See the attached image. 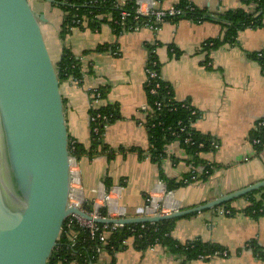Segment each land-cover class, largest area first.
I'll list each match as a JSON object with an SVG mask.
<instances>
[{
    "label": "crops",
    "instance_id": "crops-1",
    "mask_svg": "<svg viewBox=\"0 0 264 264\" xmlns=\"http://www.w3.org/2000/svg\"><path fill=\"white\" fill-rule=\"evenodd\" d=\"M190 1L214 17L244 7L243 0ZM31 2L37 12L49 11L43 32L55 62H60L63 49L68 48L80 58L86 76L82 86L70 81L61 84L71 140L86 150L91 147V97L87 88L107 86L109 93L101 105L112 106L118 113L117 121L105 129L102 139L115 154L114 159L109 161L107 154L93 159L85 155L78 162L87 202L100 197L102 185L109 191L108 180L111 191L122 188L114 198L126 219L142 218L152 194L173 210H188L264 181V148L258 154L250 141L257 122L264 118V73L251 56L264 51V22L256 29L241 31L236 44L213 51L205 50L203 45L223 37L224 30L216 21L168 20L158 30L143 26L120 35L109 25L93 30L84 23L62 41L61 11L40 0ZM154 2L117 0V5L123 8L134 3L145 9ZM176 3L167 0L154 8L167 9ZM255 7L251 4L246 8L253 12ZM152 57L160 65L164 82L173 88L174 99L189 103L199 112L194 129L215 143L213 150L201 154L205 166L211 167L209 178L171 191L169 183H179L190 173L191 157L177 141L165 145L160 163L150 157L145 125L148 113L144 107L148 103L146 68ZM203 170L200 167L198 173ZM162 182L164 189L159 185ZM246 196L226 203V207L224 204L177 219L171 234L181 244L199 239L222 246L229 254L227 258L186 262L185 257L172 254L166 246L141 251L128 239L115 253L116 264H264V214L247 212L251 202ZM255 198L263 199L261 194ZM227 209L232 214H220ZM112 260L105 250L98 264H111Z\"/></svg>",
    "mask_w": 264,
    "mask_h": 264
},
{
    "label": "water",
    "instance_id": "water-1",
    "mask_svg": "<svg viewBox=\"0 0 264 264\" xmlns=\"http://www.w3.org/2000/svg\"><path fill=\"white\" fill-rule=\"evenodd\" d=\"M32 0H0V264H49L70 205L72 141L58 63ZM53 4L54 0H40ZM264 188V181L188 210L99 224L160 223L212 210Z\"/></svg>",
    "mask_w": 264,
    "mask_h": 264
},
{
    "label": "trees",
    "instance_id": "trees-1",
    "mask_svg": "<svg viewBox=\"0 0 264 264\" xmlns=\"http://www.w3.org/2000/svg\"><path fill=\"white\" fill-rule=\"evenodd\" d=\"M163 4L167 0H156ZM191 3L190 0H179L176 8L182 11V15L175 16L169 21L177 22L182 19L190 20L195 23H203L206 21H216L221 24L224 32L221 39L211 40L206 43L208 45L203 46L207 51H213L221 46L228 44L234 45L237 42L238 35L241 31L246 29H256L261 27L264 22V0H243V8L236 10H229L219 14L217 17L212 16L205 10H200L193 6V11L187 9ZM254 4L255 10L250 12L246 7ZM53 7L61 11L63 15V22L60 26V38L65 41L66 37L70 35L71 31L75 28L82 27L84 23L93 30H98L104 24L109 25L117 35L122 34L124 31L119 26V21L123 12L131 14V17L125 20V31H132L136 28L145 26L151 19L148 17H140L138 21L134 20L136 5L129 3L127 6L121 8L117 5V0H54ZM117 22V23H116ZM212 44L213 46H209ZM256 59L264 73V51L260 53H254L251 55ZM153 58V57H152ZM150 62H154V58ZM156 62V61H155ZM59 79L60 83L63 84L68 82L71 77L80 79L83 75V67L76 55H74L68 48H64L62 57L58 63ZM158 71L160 72V65L158 64ZM162 87L157 95L150 94L149 87L146 86L147 101L152 110L155 111V102L159 101L162 103L164 109L159 114L154 113L151 118L147 120V128L149 130V141L151 144L150 157L156 163H160L164 156L163 149L166 144L176 141L175 137L171 135L172 132L177 131V125L179 122L184 124L195 123L200 117H192L191 112L182 108V103L177 102L174 99L173 88L162 81ZM101 93V99L105 100L109 88L107 86L98 88ZM170 94V95H168ZM97 113L102 114H113L111 119L112 123H115L118 119L117 110L112 106H102L99 110L90 109L89 115H96ZM264 122V118L261 119ZM91 124V123H90ZM91 126V147L86 150L82 144L77 141H72V154L73 157L80 161V159L87 155L93 159L97 155L107 154L110 160H113L115 154L109 151V147L103 143V135L105 132L104 126L98 124L99 132L95 134L93 132V124ZM151 126H154L153 128ZM192 135L197 143H203V148L198 146H187L181 141V145L185 148L188 155L191 157L189 164L198 172L200 167L204 170L199 175L198 181H206L212 174L211 167L204 164L201 159V154L213 150L215 144L212 142L209 136H203L199 134L195 129L192 131ZM254 140H260L259 144L253 145L255 150L260 154L264 148V127L253 129L250 134V141L253 143ZM185 178H191V175H187ZM110 184L106 181V188L110 190ZM179 186H186L183 182H171L168 184V190H174ZM257 194L262 195V200L257 201L255 196ZM251 202V206L247 209V212L254 216L264 214V206L262 202L264 200V189L251 193L246 196ZM87 202L86 207H88ZM228 204L224 205L225 207ZM230 214H232V211ZM102 215L106 216V211L102 210ZM176 220L163 221L157 224V229L154 227L144 224L145 228L142 229L143 224L127 225L118 231L109 234L105 250L111 254L113 258L111 264H116L115 253L122 249L124 242L128 239L134 241V246L141 250L146 251L149 248L155 247L156 245L166 246L170 252L174 255L185 257L186 262H193L199 260L202 255L214 256L221 252H227V250L213 243H205L199 239L192 242L181 244L176 242L171 234L175 227ZM135 232L131 233V230ZM76 234L77 239L74 243L69 241V235ZM97 244L90 242L88 239V233L85 230L80 229L78 226L73 225L71 228H64L61 236L59 246L53 252V255L49 261V264H98L100 255L93 251V248ZM264 259V252H261Z\"/></svg>",
    "mask_w": 264,
    "mask_h": 264
},
{
    "label": "built area",
    "instance_id": "built-area-1",
    "mask_svg": "<svg viewBox=\"0 0 264 264\" xmlns=\"http://www.w3.org/2000/svg\"><path fill=\"white\" fill-rule=\"evenodd\" d=\"M179 0H177L178 3ZM177 3L170 8L163 9L159 7L161 3L159 1H156L152 3L151 6H148L147 8H143L142 6H136L135 9V15L134 20L138 21L140 17H149L151 21H149L145 27L150 28L152 30H158L161 25L170 20L171 18L175 16L182 15V11L180 9L176 8ZM187 9L193 11V6L190 3L187 7ZM131 17L130 13L123 12L119 21V26L122 27V30L125 32V20L127 18ZM117 23V22H116ZM123 32V33H124ZM208 45V43H205L203 46ZM209 46H213L212 44H209ZM146 86L149 87L150 94L157 95L159 93V90L162 87V81H164L161 77L160 72L158 71V63L157 62H149L146 68ZM70 82L77 86H82L86 81V76L83 73L80 79H76L71 77ZM88 94L91 97V109L99 110L102 105V99H101V93L98 91V88H87ZM170 95V94H168ZM155 111L151 109L149 103L144 107V111L148 113L147 120L150 117L154 116L153 114L158 112L159 114L163 111L164 107L161 102L156 101L155 102ZM182 108L188 110L191 112L192 117H198L199 112L195 110L189 103L185 102L182 103ZM151 117V118H152ZM113 118V114H102L97 113L96 115H92L89 117L90 123L93 124V132L97 134L99 132V128L97 127L98 124H102L104 128L113 125L114 123L111 122V119ZM147 120L145 122V125L147 126ZM194 122L190 124H184L183 122H179L177 125V131L172 132L171 135L175 137L176 141L181 143L183 141V144L187 146H198V148H203V143H197L195 138L192 135V131L194 130ZM152 128L154 126H151ZM264 127V122H261L259 120L255 126V128ZM260 140H254L253 145L259 144ZM215 144H212L214 146ZM73 149V148H72ZM73 183H72V190H71V198H70V205L78 208L88 216L92 218V220H87L81 216L78 215H71L65 223L64 228H71L73 225L78 226L80 229L87 231L88 233V239L90 242H95L97 245L93 248V251L101 255L105 251V246L107 244V240L109 237V234L114 233L118 231L119 229L124 228V225L121 224H99L95 222L97 219H126V214L122 213L121 209L118 208L116 205V200L114 198V195H116L122 188L116 187L114 189H111L109 191H105L104 186H101V195L96 200L89 202L88 207H86L87 201L85 200L83 196V190L81 185V177H80V171L78 167V162L74 158L73 161ZM197 171L192 167L189 175H191V178H183L181 182L184 183V185H190L194 182L198 181L199 175H197ZM163 189L165 188V184L162 182L159 184ZM102 210L106 211V216L102 215ZM176 210H173L172 208H169L167 205V202L165 200H161L160 197L154 196L153 194L150 195L147 198V205L145 207V218H153L156 216H163L168 215ZM220 214H230V211L228 210H221ZM158 223H150L148 225L154 227L157 229ZM145 228V225H142V229ZM64 231V230H63ZM135 232V230H131V233ZM77 239L76 234L69 235V241L74 243ZM153 248V247H152ZM229 256L228 252H221L218 254H215L214 256H206L202 255L199 257V260H211L213 258H227Z\"/></svg>",
    "mask_w": 264,
    "mask_h": 264
}]
</instances>
